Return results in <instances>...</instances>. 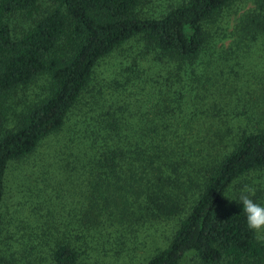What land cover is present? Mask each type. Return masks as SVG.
Instances as JSON below:
<instances>
[{
	"label": "trees",
	"instance_id": "obj_1",
	"mask_svg": "<svg viewBox=\"0 0 264 264\" xmlns=\"http://www.w3.org/2000/svg\"><path fill=\"white\" fill-rule=\"evenodd\" d=\"M146 1L0 0V233L13 164L66 126L53 171L77 176L81 202L66 218L51 210L45 225L0 239V264H264V240L237 203L247 186L264 206L262 120L216 119L219 101L205 94L211 62L264 50V0H249L222 51L213 41L226 37L225 13L245 0H182L153 15ZM133 40L173 65L164 82L177 98L152 102V113L161 88L149 85L135 103L95 81L100 63ZM41 80L42 94L19 101ZM258 92L245 102L264 116Z\"/></svg>",
	"mask_w": 264,
	"mask_h": 264
},
{
	"label": "rangeland",
	"instance_id": "obj_2",
	"mask_svg": "<svg viewBox=\"0 0 264 264\" xmlns=\"http://www.w3.org/2000/svg\"><path fill=\"white\" fill-rule=\"evenodd\" d=\"M182 0H147L142 11L147 15L157 14ZM246 2V3H245ZM252 6L251 1L245 0L243 5L237 3L227 10L224 22H227L226 37L223 40L213 41L216 50L228 49L232 43L230 31L233 30L240 14ZM153 52H148L146 45L138 40H133L125 44L112 56L103 60L96 70V84L101 91L114 96H130L135 103L139 100L147 99L149 85L155 88H161L156 91V96L148 100L146 107L149 113H152V102L161 100L163 97L176 99L175 87L167 90L165 79L168 77V70L172 68L164 64V60L159 61ZM209 58H203L208 61ZM202 62L200 70L204 68ZM206 80H208L207 89L209 92L203 93L215 96L219 101L216 119L224 117L231 120V124L244 116L245 120L260 121L264 126V116H260L258 109L260 106L247 104L245 100L251 98L255 92L264 88V50L258 46H253L240 62L222 63V60H214L206 70ZM116 81H119L118 86ZM142 80L141 85L135 81ZM147 83L145 90L143 85ZM186 89V88H185ZM96 90H98L96 88ZM248 90V91H247ZM45 91V80L37 84L30 85L29 88L20 91L19 101L26 103L29 99ZM211 91V92H210ZM185 97L189 98L190 92L187 89ZM248 94L245 98L244 95ZM259 93V92H258ZM207 96V102L208 98ZM16 100V99H15ZM171 100V99H170ZM211 101V100H210ZM209 101V102H210ZM238 101L246 103L237 105ZM146 104V103H145ZM182 104V102H181ZM180 104V105H181ZM208 104V103H207ZM13 105V104H12ZM14 107V106H13ZM221 107V108H220ZM255 107V110L253 108ZM207 109V107H206ZM212 113L211 109L208 108ZM183 112L188 110V106H183ZM216 112V111H213ZM235 115L239 118L231 117ZM225 118V119H226ZM68 126L57 134L48 137L43 141L37 150L24 161L13 164L8 182V190L2 206L3 228L0 233V239H5L11 235L10 232L17 235L20 232H30L33 226L39 224L40 227L47 222L46 214L51 211L53 220H61L69 216V212L80 206V188L78 187V178L74 173L66 171H53L54 155L62 154L66 151L62 147L63 142L68 136ZM260 174H253L251 180L259 182ZM184 264H197L196 261L187 256Z\"/></svg>",
	"mask_w": 264,
	"mask_h": 264
},
{
	"label": "clouds",
	"instance_id": "obj_3",
	"mask_svg": "<svg viewBox=\"0 0 264 264\" xmlns=\"http://www.w3.org/2000/svg\"><path fill=\"white\" fill-rule=\"evenodd\" d=\"M255 190L245 186L241 191L237 203L243 205L246 214L248 228L257 234V239L264 240V206L255 203L250 197Z\"/></svg>",
	"mask_w": 264,
	"mask_h": 264
}]
</instances>
